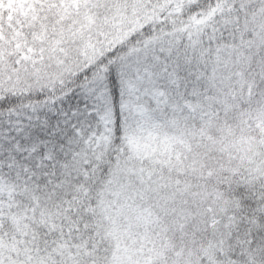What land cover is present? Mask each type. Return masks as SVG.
I'll use <instances>...</instances> for the list:
<instances>
[{
  "label": "snow or ice",
  "instance_id": "snow-or-ice-1",
  "mask_svg": "<svg viewBox=\"0 0 264 264\" xmlns=\"http://www.w3.org/2000/svg\"><path fill=\"white\" fill-rule=\"evenodd\" d=\"M0 264H264V0H0Z\"/></svg>",
  "mask_w": 264,
  "mask_h": 264
}]
</instances>
